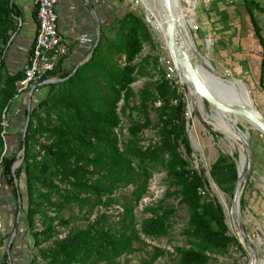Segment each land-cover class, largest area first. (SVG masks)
Returning a JSON list of instances; mask_svg holds the SVG:
<instances>
[{
  "label": "trees",
  "instance_id": "obj_1",
  "mask_svg": "<svg viewBox=\"0 0 264 264\" xmlns=\"http://www.w3.org/2000/svg\"><path fill=\"white\" fill-rule=\"evenodd\" d=\"M239 4L247 16V35L259 47L254 67L261 83L264 37L253 9L262 10V6L259 0H241ZM12 13L10 0H0V112L17 93L16 82L23 75L21 69L8 72L3 64L7 32L14 28ZM144 42H150L147 27L136 11L128 10L119 18L111 39L106 42L99 36L87 58L73 71L57 73L58 60L52 73L59 78L44 83L45 95L24 109L28 122L20 162L11 169L13 154L1 155L0 178L10 182L15 178L17 188L23 189L26 227L34 245L55 235V226L67 223L59 212L68 203L84 208L87 216L94 206L114 201L111 193L125 184L133 185L131 194L137 200L155 170L164 172L162 195L142 207L145 216L138 227L128 218L121 219L119 228L106 225L107 215L101 211L83 226H73L51 244L40 247L42 262L37 264H119L116 257L133 250V241L142 240L140 234L156 238L168 233L175 210L169 197L178 198L186 210L180 229L185 242L172 247L173 264H205L230 245L241 247L227 232L220 205L199 190L204 184L201 174L177 150L175 138L179 133L188 148L181 93L156 65L155 56L145 53L134 60ZM143 75L150 78L134 90L130 83ZM261 95L264 102V89ZM134 97L136 102H132ZM153 99L159 103L154 105ZM133 109L141 112V119L132 116ZM150 109L154 111L153 121ZM121 116L127 119V136L119 144L114 128ZM146 127H153L154 133L142 144L138 134ZM20 134L21 128L17 140L21 147ZM122 209L125 215L132 214L131 206L123 205ZM34 216L39 228L33 224ZM162 253L153 246L152 254L138 264H151Z\"/></svg>",
  "mask_w": 264,
  "mask_h": 264
},
{
  "label": "rangeland",
  "instance_id": "obj_2",
  "mask_svg": "<svg viewBox=\"0 0 264 264\" xmlns=\"http://www.w3.org/2000/svg\"><path fill=\"white\" fill-rule=\"evenodd\" d=\"M191 1L192 0H180V3L182 5L181 11L184 10L185 12H189L188 16L190 19L188 18L187 21L189 34L196 51L210 62L214 70L228 76L245 79L248 82L253 106L264 117V102L261 95V88L264 87V85L257 82L254 67L259 47L256 41L252 40L247 35L249 32L247 31L249 30L247 29L249 26L247 16L243 10H237L235 5L229 3L227 0H196L194 6L191 5ZM261 6L262 10L253 9V13L259 24L260 33L264 37V4ZM128 10H134L138 13L150 35V42L143 43L142 48L137 56L134 57V60H138L143 54L149 53L155 56L156 65L162 68L165 73L167 66L173 67V61L162 37L154 28V21L150 18L143 4V0H138L137 3L135 0H107L104 9V22L99 28L101 40L107 42L111 39L118 25L119 18ZM13 31L14 28L9 29L7 36ZM206 39L212 44L209 42L207 43ZM155 76L156 73L151 77L154 78ZM172 77L171 80L174 82L177 91L181 93L184 102L182 119L184 135L188 140V148H186L180 140L182 134L179 133L175 138L177 150L186 160L187 164L197 173L201 174L204 184L199 190L213 198L220 205L227 226V232L232 234L241 246L238 247L235 244L230 245L225 253L208 258L205 264H251L249 251L253 252V250L256 258L264 259V197L258 186L259 174L264 173L263 134L255 127L245 129L242 123L237 125V128H239L247 138V146H249L251 152V164L249 162L248 165L250 169L245 171L244 167V172L241 174L244 178L241 180L240 194L236 202L232 192L237 181L236 166L240 155V150L238 149L239 141L233 137L228 138L224 132L220 129L218 130V128L209 123V121H211L210 118L206 119L202 110L207 116H210L215 114L214 110L216 108L212 107L210 103L202 98L201 110L199 105L193 101L195 100V96L187 88L186 83L180 80L174 67L172 70ZM149 78L148 75L138 76L130 84L134 90H137L142 83ZM39 85L44 86V83ZM39 87L32 91L28 109H30L40 97L45 95L46 87L41 89L39 93H36V89ZM27 90L28 88L21 91L16 90L17 93L8 101L0 112V121L2 114L8 119L7 135L10 134V117H12L14 106H16L15 97L20 93L24 95ZM157 100L158 99H153L154 105H156L155 103ZM118 102L121 103V100ZM132 102H136L135 97ZM22 104L21 114L18 119L19 123L15 131L14 145L10 147L7 143L6 150L3 153V155L13 154L14 159L17 160H20V155L22 153L17 140L18 132L20 128H22L25 119V99ZM186 106L189 111L186 109ZM131 114L136 118H142L141 112L137 109L131 110ZM148 114L153 121L155 118L154 111L150 109ZM126 124V116H121L119 125L114 128L119 138V144L127 136L125 130ZM153 133V127L144 128L138 134V142L145 144L147 139L153 136ZM236 136L240 139L237 134ZM228 140L233 142L232 148ZM242 150L245 152L244 146ZM1 152L2 148L0 149V155L2 154ZM163 175L164 172L162 170L153 171L151 176L147 179L145 192L137 200H134L131 194L132 184L117 186L111 193L114 201L104 206H94L92 212L87 216L83 213L84 208L78 209L74 203L66 204L59 212V216L66 218L68 221L64 225L55 226V235L50 239L40 241L34 245L31 231H28L30 235V245H26L27 247L22 253L24 256L21 258L23 262L20 261L19 263L37 264L42 262L38 255V249L40 247L44 248L51 244L55 237L63 236L73 226H83L87 220H91L96 213L101 211H104L107 215L106 225L110 224L119 228L121 219L128 218L132 219V222L138 227L141 218L145 216L142 207L147 202L153 201L162 195L165 187V182L162 179ZM2 181L3 179L0 178V185ZM7 182L9 184L11 183L9 180H7ZM168 199L175 206V210L171 216L168 233L156 238H150L140 234L142 240L133 241V250L116 257L119 264L140 263L143 259L148 258L152 254L153 246L161 248L163 253L158 255L151 264H173L175 253L172 247L174 245L184 244L185 242L180 229L186 220V210L184 205L178 201V198L169 197ZM123 205L131 206V215L124 214L122 209ZM234 205L237 207L235 211H233ZM235 217H238L246 233L244 239L239 236V228ZM33 224L36 228L40 227L36 216H34ZM96 264L104 263L98 262Z\"/></svg>",
  "mask_w": 264,
  "mask_h": 264
},
{
  "label": "crops",
  "instance_id": "obj_3",
  "mask_svg": "<svg viewBox=\"0 0 264 264\" xmlns=\"http://www.w3.org/2000/svg\"><path fill=\"white\" fill-rule=\"evenodd\" d=\"M10 2L13 12L20 22L14 26V31L7 36L2 58L5 70L15 72L21 68L22 61L30 48L36 22L33 0H10ZM106 2L107 0H56L54 10L57 28L67 45L66 53L57 63V73L74 68L79 62H83L87 58L90 48L94 46L97 33L98 38L100 36L99 28L104 22ZM228 2L233 3L237 10H243L239 4L241 0ZM262 3L264 4V0H259V4L263 5ZM260 84L264 85V66ZM45 87V85L40 86L36 89V93ZM26 93L24 95L20 93L15 97L16 106H14L12 117H10V134L7 135V142L10 147L15 142V131L19 123L22 102L24 99L26 100ZM17 196L20 200L19 206L16 201ZM25 205L23 189L17 188L16 179L13 178L9 184L4 178L0 185V264H20L26 245H30V235L26 227ZM8 240H10L9 245H7Z\"/></svg>",
  "mask_w": 264,
  "mask_h": 264
},
{
  "label": "bare ground",
  "instance_id": "obj_4",
  "mask_svg": "<svg viewBox=\"0 0 264 264\" xmlns=\"http://www.w3.org/2000/svg\"><path fill=\"white\" fill-rule=\"evenodd\" d=\"M170 3L175 15L184 28L182 32L174 26V44L179 48L180 52L178 64L182 68L181 79L188 81L192 86L194 85L196 88L203 90L209 96L210 100H212L211 105L212 107L216 108L214 110L215 114L207 116L201 108V98L193 94L195 96V100L193 101L199 105L204 117L206 119L210 118L211 121H209V123L218 128V130L220 129L222 132H224L228 138L233 137L239 141L238 149L240 150V155L237 164V172L238 176H240L244 172L246 163L245 152H243L242 148L244 146L246 151L249 149V146H247V138L244 136L242 131L237 128V125L242 123V126L245 129L255 127L252 122L244 115L241 109V106H243L254 110L249 86L241 79L232 76H229L230 81L220 79L215 74L210 73V71L206 69L205 66L202 65L191 54L189 45L192 43L186 31V28L188 27L187 21L189 18V12H185L184 10L181 11L182 5L180 0H170ZM195 3L196 0L191 1L192 6H194ZM143 4L147 9L150 18L154 21V28L156 32L162 37V40L166 45L168 20L161 1L143 0ZM206 41L207 43H211L208 39H206ZM190 91L192 90L190 89ZM236 134L240 137V139L237 138ZM228 141L230 147L232 148L233 142L231 140ZM249 169V165L245 167V171ZM258 186L264 197V173L259 174ZM235 210H237V207L234 205L233 211ZM239 236L242 239L245 237L240 234ZM249 255L251 257V264H264V259L255 257L254 250L253 252L249 251Z\"/></svg>",
  "mask_w": 264,
  "mask_h": 264
},
{
  "label": "built area",
  "instance_id": "obj_5",
  "mask_svg": "<svg viewBox=\"0 0 264 264\" xmlns=\"http://www.w3.org/2000/svg\"><path fill=\"white\" fill-rule=\"evenodd\" d=\"M141 1V0H139ZM231 1V0H228ZM56 0H33L35 16V32L27 55L22 61V78L16 82V90L21 91L29 88L33 84H41L58 79L52 73L57 61L66 53L67 45L63 36L57 28L56 12L54 3ZM137 3L138 0H135ZM14 26L20 22L13 12ZM161 59V58H160ZM173 67L175 68L174 64ZM172 66H167L164 75L172 79ZM159 100L155 104H158ZM188 110V107L186 106ZM189 111V110H188ZM0 121V136L2 138V154L7 147V125L8 119L3 116ZM0 155V157H1ZM21 156V155H20Z\"/></svg>",
  "mask_w": 264,
  "mask_h": 264
},
{
  "label": "water",
  "instance_id": "obj_6",
  "mask_svg": "<svg viewBox=\"0 0 264 264\" xmlns=\"http://www.w3.org/2000/svg\"><path fill=\"white\" fill-rule=\"evenodd\" d=\"M161 4L166 12V16H167V20H168V25H167V31H166V37H167V41H166V48L168 50V53L173 61V64L175 66L176 72L180 78L181 81H184L181 79V70L182 68L180 67V65L178 64V59L180 57L179 55V48L174 44V26L179 29L180 31L183 32L184 28L182 27L180 21L178 20L177 16L174 13V10L171 6L170 0H160ZM186 31L188 33V36L191 40V43L189 45V49L191 51V54L194 55V57L202 64L205 66L206 69H208L210 71V73L215 74L216 76H218L220 79L222 80H226V81H230V77L222 72L216 71L212 68L211 64L208 62L207 59H205L203 56H201L195 49L194 43L192 42L191 36L189 34V27L186 28ZM98 40V33L96 35L95 38V42L93 45H95V43ZM93 46L90 48L89 53L91 52ZM89 55V54H88ZM87 57V56H86ZM86 59V58H85ZM82 62V61H81ZM81 62H79L77 65H79ZM76 65V66H77ZM72 69V71L75 69V67ZM245 84L248 85V82L245 79H241ZM187 85V88L192 91H190L192 94L197 95L198 97H200L201 99H205L208 103L211 104L212 100H210L209 96L203 91L200 90L198 88H196V86H192L188 81H184ZM39 85V83L37 84H33L31 85L26 93V108L28 109L29 107V102H30V98H31V94L32 91L36 88V86ZM241 109L244 113V115L252 122V124L255 126V128H257L264 136V117L263 115L254 107V110L250 109L249 107H243L241 106ZM28 122V113L25 114V119L24 122L22 124V128H21V134H20V138H21V147H20V151H23V146H24V133H25V129H26V125ZM246 154V164L245 167L248 166L249 162H250V158H251V152L250 150H246L245 151ZM21 159V156H20ZM20 162V160L14 159L12 164H11V169H13L18 163ZM236 175H237V181L233 187V197L235 198V201H238V196L240 194V184H241V180H243L244 176H238V172H237V166H236ZM17 201V205L19 206L20 204V200H19V196H17L16 198ZM236 219V223L238 225L239 228V234L242 236H246V233L242 227V225L240 224V220L238 219V217H235ZM10 240H8L7 245H9Z\"/></svg>",
  "mask_w": 264,
  "mask_h": 264
}]
</instances>
